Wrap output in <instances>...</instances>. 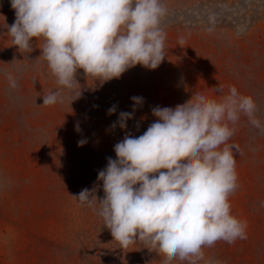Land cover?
I'll return each instance as SVG.
<instances>
[{
  "label": "rangeland",
  "instance_id": "1",
  "mask_svg": "<svg viewBox=\"0 0 264 264\" xmlns=\"http://www.w3.org/2000/svg\"><path fill=\"white\" fill-rule=\"evenodd\" d=\"M161 3L166 57L156 69L137 65L104 83L79 69L69 91L41 56L42 37L33 38L32 52L13 46L7 26L15 11L0 0V264H264V127L244 114L230 124L227 144L237 176L231 214L246 223V239L219 240L203 247V258L184 260L168 257L156 242L122 247L104 227L99 205L72 196L95 188L102 199L98 172L116 158L115 144L126 134L142 135L156 120L152 108L172 106L195 88L220 99L235 86L253 98L264 125V0ZM52 92L63 101L42 105ZM132 97L144 103L126 129L112 128L120 112L133 110Z\"/></svg>",
  "mask_w": 264,
  "mask_h": 264
},
{
  "label": "clouds",
  "instance_id": "2",
  "mask_svg": "<svg viewBox=\"0 0 264 264\" xmlns=\"http://www.w3.org/2000/svg\"><path fill=\"white\" fill-rule=\"evenodd\" d=\"M15 22L7 26L13 46L32 52L43 38L41 56L57 83L74 90L77 70L101 83L119 79L137 65L156 69L165 59L166 35L160 27L166 9L161 0H10ZM10 87L16 81L9 76ZM81 93L72 101L79 98ZM42 105L63 101L59 92L42 96ZM133 110L120 112L111 126L127 128ZM257 105L235 86L220 99L202 88L172 106L151 109L156 120L142 135L126 134L98 172L104 196L96 189L72 195L81 204L99 205L98 214L122 247L156 242L168 257L203 258L202 249L223 240L246 239V223L231 214L229 194L236 188L232 145L240 115L256 128ZM116 106L108 110L112 115ZM142 120L144 117L141 118ZM79 131V126H76ZM87 141H78L83 146ZM224 146L221 148V146ZM71 195V194H70ZM194 264V261H193Z\"/></svg>",
  "mask_w": 264,
  "mask_h": 264
}]
</instances>
